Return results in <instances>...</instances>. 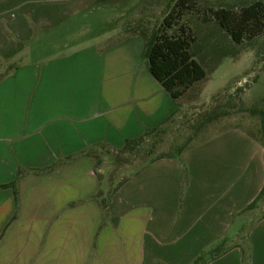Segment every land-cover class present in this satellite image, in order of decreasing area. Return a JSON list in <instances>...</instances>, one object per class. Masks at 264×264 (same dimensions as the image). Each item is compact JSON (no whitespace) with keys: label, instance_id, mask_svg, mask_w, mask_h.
I'll return each mask as SVG.
<instances>
[{"label":"crops","instance_id":"1","mask_svg":"<svg viewBox=\"0 0 264 264\" xmlns=\"http://www.w3.org/2000/svg\"><path fill=\"white\" fill-rule=\"evenodd\" d=\"M112 1L0 0V62L29 60L0 81V186L23 173L17 202L0 189V264H191L202 252L220 254L208 264H245L243 251L264 264V218L243 213L264 187V146L239 126L179 157L182 204L173 157L136 168L107 208L95 199L103 187L88 151L122 149L189 105H211L190 91L174 100L141 62L143 38L121 34L117 18L99 43L31 58Z\"/></svg>","mask_w":264,"mask_h":264},{"label":"rangeland","instance_id":"2","mask_svg":"<svg viewBox=\"0 0 264 264\" xmlns=\"http://www.w3.org/2000/svg\"><path fill=\"white\" fill-rule=\"evenodd\" d=\"M178 1L114 0L107 7H98L70 21L46 38L45 43L50 42V46L36 47L38 50L31 58L42 60L73 52L95 41L99 43L104 34L112 30L115 18V28L119 27L121 34H138L150 41ZM251 2L189 0L190 6L175 29L183 26L195 37L190 52L207 75L189 90V94L197 95L200 103L210 102L211 105H189L187 111L177 116L178 123L172 127L167 124L148 135L130 154L121 156V162L108 153H101L97 172L104 196L127 180L142 164L159 157L179 158L187 149L227 128L239 126L264 140V31L237 44L212 15L213 11L220 9L239 13ZM32 24L35 29L38 27L33 21ZM175 29L167 30V33L172 34ZM56 36L58 40H55ZM61 38L64 39L62 42ZM57 41L58 44L55 43ZM7 60L15 59L1 61ZM144 60L143 57L141 62ZM27 61L26 56L17 62L24 64ZM103 147L108 146L100 145V148ZM262 210L264 212V207Z\"/></svg>","mask_w":264,"mask_h":264},{"label":"trees","instance_id":"3","mask_svg":"<svg viewBox=\"0 0 264 264\" xmlns=\"http://www.w3.org/2000/svg\"><path fill=\"white\" fill-rule=\"evenodd\" d=\"M189 6V0H179L174 9L164 18L160 29L153 35L150 41H147L144 36H141L145 43L143 57L146 60L147 69L174 100L181 99L194 85L204 80L207 76L202 65L194 59L190 52L191 44L194 42L195 37L183 26L175 29L178 21L183 17L184 12ZM212 15L221 28H223L237 44L242 43L246 37L254 38L264 31V0H252V2L243 7L239 13L220 9L213 11ZM173 29L175 30L172 34L167 33V30ZM17 61L18 59L0 62V81L6 79L18 69L20 62L18 63ZM156 131L157 129H154L139 139L126 141L122 149L103 147L88 151L86 154L96 160L95 173L99 179L100 186L102 187V182L97 172V165L100 162L101 153H108L113 156L117 162H121V156L130 154L148 137V135L156 133ZM262 143L264 146V140H262ZM181 155L179 157H181ZM161 158L168 157H159L146 163H152ZM179 160L185 174L181 197L182 204L188 177L184 162L180 158ZM48 170L50 169L38 171L37 173L41 174ZM22 176L23 173L19 172L14 182L0 186V189L12 188L16 202L18 200L17 185ZM127 180L123 181L113 191H109L105 196L103 195V189L101 188L99 190L95 199L99 201L102 209L109 206L113 196ZM263 207L264 187L255 201L251 203L243 213L252 214L256 219H263ZM219 243L220 247L224 244L223 240L219 241ZM215 253L202 252L191 264H208L211 258L215 259L220 256V254L217 255ZM243 255V263L246 264L248 263L247 252L243 251Z\"/></svg>","mask_w":264,"mask_h":264}]
</instances>
